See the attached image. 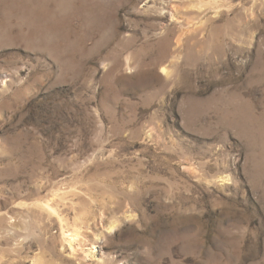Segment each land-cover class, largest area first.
Segmentation results:
<instances>
[{
	"label": "rangeland",
	"instance_id": "rangeland-1",
	"mask_svg": "<svg viewBox=\"0 0 264 264\" xmlns=\"http://www.w3.org/2000/svg\"><path fill=\"white\" fill-rule=\"evenodd\" d=\"M0 264H264V0H0Z\"/></svg>",
	"mask_w": 264,
	"mask_h": 264
},
{
	"label": "bare ground",
	"instance_id": "bare-ground-1",
	"mask_svg": "<svg viewBox=\"0 0 264 264\" xmlns=\"http://www.w3.org/2000/svg\"><path fill=\"white\" fill-rule=\"evenodd\" d=\"M63 235H64L65 239H66L70 244H72L73 241H76L75 238H74V240H73V239H70L71 235H66V232H65V231H63ZM74 235H75L76 238L79 236L78 233H74Z\"/></svg>",
	"mask_w": 264,
	"mask_h": 264
}]
</instances>
